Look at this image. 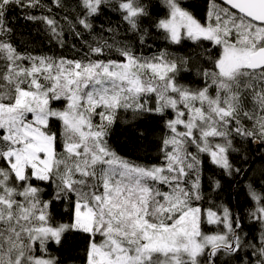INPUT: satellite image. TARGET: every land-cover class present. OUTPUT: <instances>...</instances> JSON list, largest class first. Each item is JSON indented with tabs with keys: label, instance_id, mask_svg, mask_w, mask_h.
<instances>
[{
	"label": "snow or ice",
	"instance_id": "obj_1",
	"mask_svg": "<svg viewBox=\"0 0 264 264\" xmlns=\"http://www.w3.org/2000/svg\"><path fill=\"white\" fill-rule=\"evenodd\" d=\"M206 3L0 0V264L69 235L83 264H264V191L221 197L264 147V0ZM12 9L60 52L19 50ZM157 118L153 161L114 147Z\"/></svg>",
	"mask_w": 264,
	"mask_h": 264
},
{
	"label": "trees",
	"instance_id": "obj_2",
	"mask_svg": "<svg viewBox=\"0 0 264 264\" xmlns=\"http://www.w3.org/2000/svg\"><path fill=\"white\" fill-rule=\"evenodd\" d=\"M46 3H50V0H45ZM186 4H194L196 8L193 9L200 17H203L207 8L206 0H185ZM22 13L19 9H12L9 12L10 24L14 29L12 34V40L17 45L19 50L25 48L35 51H44L59 53L60 50L54 45L48 43L46 37L42 32H38V26L21 18ZM105 16L102 19H108ZM115 23V17H111ZM143 127L140 131H143L146 135V139H129L126 129L128 125L123 122H118L114 126V133L112 141L114 147L118 151H121L122 155L129 156L132 159L138 161L149 162L153 161L156 156V148L158 144V138L162 132V122L157 119H145L143 121ZM248 149L247 162H243L239 155L234 154L233 163L242 169L247 170V174H241L235 179L231 180L230 185L227 187L226 193H222V199H228V193L231 194V204L235 206L234 210L246 211L248 208V202L246 201L247 184L252 183L257 191H264V147L257 148L255 144L246 145ZM213 174L211 165L206 166V177ZM219 178V176H217ZM226 180L228 178H225ZM223 183V181H222ZM239 193V195H237ZM242 206V208H241ZM86 246V240L79 235L75 238L73 235H69L67 242L57 249L55 245L51 246L52 254L58 256L64 264H83V249Z\"/></svg>",
	"mask_w": 264,
	"mask_h": 264
}]
</instances>
